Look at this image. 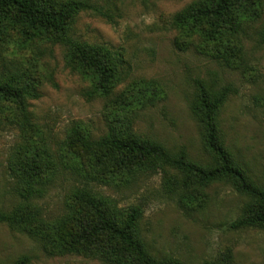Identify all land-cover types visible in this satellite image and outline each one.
<instances>
[{"label": "rangeland", "instance_id": "rangeland-1", "mask_svg": "<svg viewBox=\"0 0 264 264\" xmlns=\"http://www.w3.org/2000/svg\"><path fill=\"white\" fill-rule=\"evenodd\" d=\"M48 1L40 0L42 5ZM64 1L54 0L55 7ZM88 1L96 11L77 14L70 36L124 58L122 81L108 97L97 95L93 75L53 34L23 35L22 28L7 22L0 76L18 72L39 97L23 102L27 121L19 110L22 103L0 98V210L10 212L23 203L21 216L35 218L31 227L40 234L0 223V264H106L104 243L90 237L100 223L98 211L75 198L80 191L125 212L139 208L140 236L158 258L264 264V230L232 228L251 201L229 183L201 186L148 158L131 160L123 173L116 165L107 168L109 155L92 146L110 133L129 135L213 165L191 112L195 81L201 80L213 92L231 88L219 114L223 142L251 179L262 180L264 0L256 16L243 23L239 41L218 45L172 24L198 0ZM36 154L47 158L41 167L45 181L37 195L24 199L12 169Z\"/></svg>", "mask_w": 264, "mask_h": 264}, {"label": "trees", "instance_id": "trees-1", "mask_svg": "<svg viewBox=\"0 0 264 264\" xmlns=\"http://www.w3.org/2000/svg\"><path fill=\"white\" fill-rule=\"evenodd\" d=\"M47 3L49 5H42L40 0H0V44L4 37L7 38V22L16 28H22L23 35L51 33L56 42L63 45L70 56L93 75V88L97 95L110 96L122 81L124 58L107 47L81 43L70 36V21L77 14L87 10L96 11V8L88 0H65L57 8L54 0ZM258 5L259 0H198L177 13L172 24L184 34L195 35L209 43L218 45L225 40L239 41L243 23L251 16H256ZM262 39L264 42V34ZM195 93L191 112L202 128L203 144L213 157V165L194 163L183 150L173 155L157 143L129 135L110 133L92 142V146L109 155L104 161L109 164L107 168L116 165L122 168L123 173L128 172L126 166L131 160L148 158L160 166H168L191 176L201 186L217 181L227 182L251 201L248 210L232 224V228L264 230V176L260 181L251 179L236 164L222 139L219 114L232 93L231 88L223 86L213 92L203 81L196 80ZM38 97L34 87L22 83L18 72L11 71L0 76V98L22 103L19 110L25 121L28 118L26 104L23 102ZM46 159V156L36 154L28 158L26 163L23 160L19 168L12 169L19 184L21 198L29 199L40 192V186L45 181L42 179L41 167ZM75 198L98 211L96 213L100 223L94 226L90 237L104 243L101 253L106 264H182L173 258H158L148 250L138 229L141 217L139 208L132 207L125 212L88 191L76 193ZM22 211L23 203L10 212L0 210V223L39 236L40 232L31 227L35 218L21 216Z\"/></svg>", "mask_w": 264, "mask_h": 264}]
</instances>
